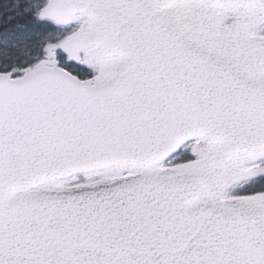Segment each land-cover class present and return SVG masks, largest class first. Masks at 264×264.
<instances>
[{"label":"snow or ice","instance_id":"obj_1","mask_svg":"<svg viewBox=\"0 0 264 264\" xmlns=\"http://www.w3.org/2000/svg\"><path fill=\"white\" fill-rule=\"evenodd\" d=\"M0 264H264V0H0Z\"/></svg>","mask_w":264,"mask_h":264}]
</instances>
